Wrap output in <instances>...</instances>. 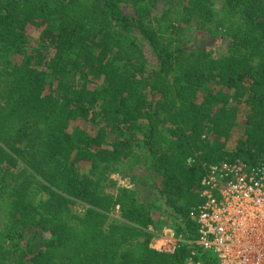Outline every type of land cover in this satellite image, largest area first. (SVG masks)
I'll return each mask as SVG.
<instances>
[{
	"label": "trees",
	"instance_id": "16d2710c",
	"mask_svg": "<svg viewBox=\"0 0 264 264\" xmlns=\"http://www.w3.org/2000/svg\"><path fill=\"white\" fill-rule=\"evenodd\" d=\"M236 160L264 166V0H0V264H219L190 214Z\"/></svg>",
	"mask_w": 264,
	"mask_h": 264
},
{
	"label": "built area",
	"instance_id": "2783aa9c",
	"mask_svg": "<svg viewBox=\"0 0 264 264\" xmlns=\"http://www.w3.org/2000/svg\"><path fill=\"white\" fill-rule=\"evenodd\" d=\"M201 187L202 204L190 214L198 228L194 244L215 254L219 264H264V166L243 160L216 164ZM183 243L168 227L151 248L173 254Z\"/></svg>",
	"mask_w": 264,
	"mask_h": 264
},
{
	"label": "rangeland",
	"instance_id": "374dc122",
	"mask_svg": "<svg viewBox=\"0 0 264 264\" xmlns=\"http://www.w3.org/2000/svg\"><path fill=\"white\" fill-rule=\"evenodd\" d=\"M222 2H223V0H216V8L217 9H220ZM163 7H164L163 4H161L160 5V9L162 10ZM26 30H27V34L29 35V37L31 39L37 40L38 33H40L43 29L42 28H37L34 25H29V26H27ZM193 30H194L193 31L194 35L197 37L196 39L198 40L199 44H202L203 46L207 47L208 50L213 52L215 56H220V55L226 53V51L228 49V40L227 39H219V38L211 39L210 37L203 38L204 35H205V31L200 30V28L198 26H196V25H194V29ZM196 43H197V41H196ZM140 46L143 48V50H144V52L146 54V57L148 58V61H149V64H150V69L154 68L155 57H154V54L152 52V49L150 48V46L146 42H144L142 40L140 42ZM114 178L116 180H118V183H119L118 185L119 186H129L130 185L129 184V182H130L129 179H121L118 175H115ZM107 191L110 192V193H115V189H108ZM145 194H146V197L144 196V199L146 198V201L149 200V198L152 197V193L151 192H146ZM83 211H84V207L83 206H77L76 207V212L77 213H82ZM115 216H118V215L115 214ZM159 235H161V234H159ZM213 255L216 257L215 254H213Z\"/></svg>",
	"mask_w": 264,
	"mask_h": 264
}]
</instances>
